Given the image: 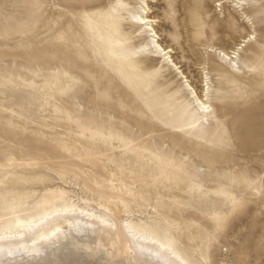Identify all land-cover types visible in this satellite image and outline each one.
<instances>
[{"label": "rangeland", "instance_id": "rangeland-1", "mask_svg": "<svg viewBox=\"0 0 264 264\" xmlns=\"http://www.w3.org/2000/svg\"><path fill=\"white\" fill-rule=\"evenodd\" d=\"M149 4L200 94L208 77L210 118L144 0H0V228L119 197L193 264H264V0ZM249 36L230 66L219 50ZM70 247L60 264H105Z\"/></svg>", "mask_w": 264, "mask_h": 264}, {"label": "bare ground", "instance_id": "bare-ground-1", "mask_svg": "<svg viewBox=\"0 0 264 264\" xmlns=\"http://www.w3.org/2000/svg\"><path fill=\"white\" fill-rule=\"evenodd\" d=\"M144 1L147 8L137 22L149 33L150 46L181 76L199 115L210 118L208 77L202 74L200 94L173 59L175 50L161 43L155 29L160 21L151 16L154 12L149 0ZM228 2L222 1V5ZM249 42L250 36L241 39L228 53L219 50V54L229 60L230 66L237 67L239 52ZM132 215L122 207L119 197L109 196L97 206L83 197L78 201L64 199L35 216L18 218L11 226L0 228V264H34L50 256L55 258L53 264H60L59 257H55L57 252L70 246L73 254L85 256L95 257L103 250L105 264H193L172 241Z\"/></svg>", "mask_w": 264, "mask_h": 264}, {"label": "snow or ice", "instance_id": "snow-or-ice-1", "mask_svg": "<svg viewBox=\"0 0 264 264\" xmlns=\"http://www.w3.org/2000/svg\"><path fill=\"white\" fill-rule=\"evenodd\" d=\"M241 2H242V0H241Z\"/></svg>", "mask_w": 264, "mask_h": 264}]
</instances>
